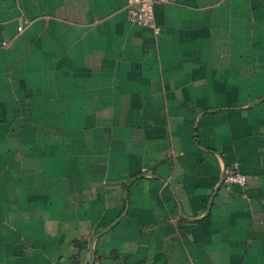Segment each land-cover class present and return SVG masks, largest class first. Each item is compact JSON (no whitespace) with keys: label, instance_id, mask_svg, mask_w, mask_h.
<instances>
[{"label":"crops","instance_id":"1","mask_svg":"<svg viewBox=\"0 0 264 264\" xmlns=\"http://www.w3.org/2000/svg\"><path fill=\"white\" fill-rule=\"evenodd\" d=\"M127 1L0 0V264H264V0Z\"/></svg>","mask_w":264,"mask_h":264},{"label":"built area","instance_id":"2","mask_svg":"<svg viewBox=\"0 0 264 264\" xmlns=\"http://www.w3.org/2000/svg\"><path fill=\"white\" fill-rule=\"evenodd\" d=\"M170 2L172 0H128L126 5L127 18L132 24L150 28L158 35L161 31V26L155 18V6L160 3L168 4ZM28 24V20L21 18L17 28L18 32L24 31ZM6 45L7 42L2 43V46ZM223 180L227 184L245 186L248 182V176L239 170V163L235 162L232 167L226 169Z\"/></svg>","mask_w":264,"mask_h":264},{"label":"water","instance_id":"3","mask_svg":"<svg viewBox=\"0 0 264 264\" xmlns=\"http://www.w3.org/2000/svg\"><path fill=\"white\" fill-rule=\"evenodd\" d=\"M144 175H146V174H144ZM223 181H224V180H223ZM126 196H127V194H126ZM127 209H128V201H127V203H126V208H125L124 212L122 213L121 217L124 216V215L126 214ZM121 217L117 218L114 222H112V223L110 224V226H108L107 228H105L103 231H101L100 233L96 234V236L94 237V239H97V238L100 237L102 234H104L105 232H107L108 230H110L112 227H114V226L117 224V222L121 219ZM94 261H95V254H94V251H92V261H91L90 264H94Z\"/></svg>","mask_w":264,"mask_h":264}]
</instances>
